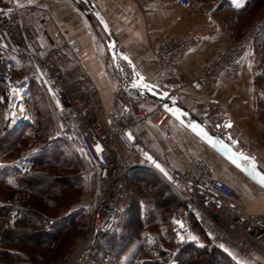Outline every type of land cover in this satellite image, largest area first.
<instances>
[{"label":"built area","instance_id":"built-area-1","mask_svg":"<svg viewBox=\"0 0 264 264\" xmlns=\"http://www.w3.org/2000/svg\"><path fill=\"white\" fill-rule=\"evenodd\" d=\"M131 1L139 8H145L149 2ZM177 3L183 7L191 5L190 0H177ZM32 9L21 5L19 0H10L7 7L0 10V108L4 130L14 134L22 127L33 126L28 102L30 81L34 79L44 89L57 113V136L78 143L96 180L95 193L88 206V230L62 264L94 263L99 242L110 236L117 226L124 209L127 180L136 170L156 174L178 200L179 215L172 214L169 220L176 243L183 245L192 241L189 236L197 234L209 248L223 252L239 264H264V214H247L236 208L232 185L214 177L208 164L201 159L189 161L184 170H168L172 183L178 186L153 170L135 151L126 132L131 131L133 123H152L166 130L173 118L158 104L152 107L140 105L132 121L113 127L120 120L116 115L106 125L105 117L96 111V91L88 79L66 74V69L73 63L67 43L61 41L59 45L35 49L24 40L23 19ZM43 19L40 15L39 20ZM259 30L260 23H254L238 39L215 40L211 54L189 85L195 89L214 87L224 79L238 91L241 61L250 52ZM216 31L215 23H210L196 26L185 35L170 36L152 49L153 59L163 73L176 76V66L189 50L214 36ZM42 32L43 27L40 28ZM21 107L25 109L23 116ZM129 116V110L124 107L122 117ZM164 140L169 152L182 153L168 132ZM96 145H100L99 153ZM25 154L14 166L17 171H22L21 160L26 159ZM156 160L161 163L159 157Z\"/></svg>","mask_w":264,"mask_h":264},{"label":"crops","instance_id":"crops-1","mask_svg":"<svg viewBox=\"0 0 264 264\" xmlns=\"http://www.w3.org/2000/svg\"><path fill=\"white\" fill-rule=\"evenodd\" d=\"M9 1L3 6L0 5V10L5 9ZM19 1L21 5L33 8L23 19V38L35 49H44L66 41L61 26L64 22L74 24L78 22V18L83 17L66 0ZM91 1L102 13L119 44L120 51L131 60L137 72L144 75L150 83L157 84L161 91H168L185 111L201 121L211 134L218 135L233 151L254 157L259 170L264 171V126L257 117L260 109L258 105L264 103L262 98L264 62L258 59L254 50L241 61L238 91H234L224 79L214 87L195 89L189 85V81L201 71L204 62L211 54L215 40H235L242 33V29H236L240 18L238 14L235 13L230 21L218 20L224 10V7L219 5L226 2L232 9L241 10L248 0H240L239 6L234 5L232 0H190L189 7L180 6L177 0H149L145 8H139L131 0ZM40 15L44 16L41 21ZM87 23L95 35L103 34L99 28L96 34L88 21ZM210 23L216 25L215 35L202 40L197 47L189 50L177 64L176 76L163 73L153 59L152 49L170 36L185 35L196 26ZM41 27H43L42 33H40ZM67 52L72 56L69 45ZM108 60L111 67L116 70L112 66L109 54ZM127 68V72L131 73L129 67ZM66 74L70 77L91 79L85 67L74 58L73 63L66 69ZM89 82L96 91V111L105 117L106 125H109L110 118L116 115L120 116V120L113 127L124 125L133 120L140 105L152 107L156 104L150 100L139 99L126 91L122 84L114 89H99L92 81ZM117 88L124 90L125 93L121 94L123 100L118 99ZM124 107L130 112L128 118L122 117ZM229 122L231 127H224ZM217 124L220 127H216ZM131 131L150 155L155 159L156 157L161 159L165 169L184 170L188 167L189 161L201 159L208 164L214 177L232 185L236 193L233 198L236 208L247 214H264V190L174 118L169 121L166 130L159 129L152 123H133ZM166 132L177 141L182 153L168 151L164 140ZM232 140L238 143L233 145ZM117 145L121 148L119 143ZM193 236L199 242H203L197 234Z\"/></svg>","mask_w":264,"mask_h":264},{"label":"trees","instance_id":"trees-1","mask_svg":"<svg viewBox=\"0 0 264 264\" xmlns=\"http://www.w3.org/2000/svg\"><path fill=\"white\" fill-rule=\"evenodd\" d=\"M255 1L248 0L241 10L232 9L226 2L219 6L221 7L222 4L228 6L230 9L229 12L227 11L228 17H232L231 14L234 13L242 16L246 9L254 5ZM224 12V10L221 12L222 15L225 14ZM253 43L255 54L259 60L264 62V23L260 24V30ZM39 88L37 82L31 79L30 90H39ZM49 102L51 104L50 100ZM51 107L57 115L52 104ZM34 114L39 119L33 131L26 127V130L8 134L4 130L3 122L0 125V264L41 262L42 258L38 255L47 254L44 253L46 251L30 258L20 251L22 249L27 252V249H24L25 243L28 242L32 246H43L44 250H52L59 242L60 235L73 220V217L68 220L67 216H64L65 201L69 200L71 194L63 192L68 189L75 190L73 182L80 176L75 174L78 170L77 160H80L77 157L79 145L73 141L77 149L69 148L67 140L61 137H59L61 139L54 137L47 142V138L52 134L49 131L50 121H47L49 124L47 126L46 119L42 118L37 108L34 109ZM262 115H264V108L259 109L257 114L258 120L264 126ZM30 137L40 139L44 145L30 153V171L21 174L14 170L13 164L19 158L20 152L25 149V142ZM35 177H41L39 182L46 186L59 184L61 187L48 190L50 193L47 197L44 192L33 190L32 187L38 182L34 181ZM130 188L144 189L145 196L149 197L152 205H146L138 209V212L134 211L136 214L134 217L126 216L122 226L123 231H121L123 233L119 236L115 237L114 230L110 236L99 242L93 264H104V260L108 261L105 264H167L166 260L169 257L176 264H239L217 249L198 246L199 243H196L198 239L180 245L172 258L173 236L169 228V215L171 210L179 207L178 200L167 184L150 171H134L126 183V189ZM20 190L34 194L37 199L30 200L27 207L21 204L15 208L17 218L10 228L8 220L10 211L13 210L10 199L14 191ZM119 223L118 221L117 226ZM132 227H135V233ZM130 231L132 235H129ZM16 233H20V236L12 237ZM165 245L169 247L172 245V247L166 249ZM112 253L113 256H111Z\"/></svg>","mask_w":264,"mask_h":264},{"label":"rangeland","instance_id":"rangeland-1","mask_svg":"<svg viewBox=\"0 0 264 264\" xmlns=\"http://www.w3.org/2000/svg\"><path fill=\"white\" fill-rule=\"evenodd\" d=\"M7 1L8 0H0V5L3 6ZM221 7H224L223 9L225 11L224 12L225 14L222 15L221 13L220 18L218 20L220 22L226 20L230 21L231 17H228L227 15V11L229 12L230 9H228V6H226V4L225 5L222 4ZM234 14L231 15L234 16ZM254 23H260V24L264 23V0H256L251 8H248L244 11L243 15L240 16L239 18V22L237 23L236 29L239 30L242 29V33H241L242 35L248 29V27ZM61 29L65 32L63 37L67 41V42L65 41L67 43V46L69 45V49L72 54V57L78 62H80V64H82L85 67L86 72L89 73L91 79H88V81H92L99 89L100 88L114 89L116 86L122 84V81L119 78L116 70H114L111 67L110 62L108 60V54L106 52L103 34H102L103 36L100 34L95 35L90 29L87 21L83 17H80V19L78 18V22L74 24H72V22H66V23L64 22V24L61 26ZM253 50H254V43L252 44V48L248 54L253 52ZM122 67L125 71L128 70L125 64H123ZM39 87H40L39 90L38 89L30 90L31 96L29 98L28 103H29V113L33 122V126L29 127V129L33 131V129L37 125L36 121L39 118L34 114V109L37 108L42 118L46 119V124L50 121L49 131L52 132V134L50 133L51 135L47 138V142H49L54 137L56 138L58 137V139H61L62 137L59 138V136H57L59 130V119L51 107V104L49 102L50 99L48 95L41 86ZM122 93H125L122 88L116 89V95L119 100H123V97H121ZM262 98L264 99V96ZM258 106L260 107V109H262L264 108V103L261 102L259 103ZM262 117H264V115H262ZM2 122H3V118L0 110V125ZM48 125L49 124H47V126ZM26 129H27L26 127H22L20 130H26ZM66 140L69 148L77 149L74 145L73 140H69V139ZM41 145L43 146L44 143L40 139L36 137L28 138V140H26L25 142V149L21 151L19 155L20 158L22 155L25 154V152H28V154H25L26 159L24 158L25 160H21L22 171L21 170L17 171L14 168L19 158L13 164L14 170L21 174L29 172L31 166L29 160L30 153L37 151ZM81 151H82L81 148L78 147L77 157L80 160H77L78 170L75 174H79L80 176L78 179H76L77 182L76 180H74L73 182V185H75V190L68 189L65 192H63L66 194H71L69 200L65 201L66 205L63 209L64 216H67L68 220L70 217H73V220L71 221L69 227L60 235L59 242L54 246L52 250H44L43 246H32L28 242L25 243L26 246L24 248L27 249V252H25V250L22 249L20 250L30 258H33V256H37L42 251H46L44 253L47 254L38 255L41 256L40 258H42L41 259L42 261L38 262L37 264H62L68 258L71 252H73L77 243L84 237V235L88 230V226H89L88 206L95 193L96 180H95V174L91 170L87 158L84 156V154H82L83 152ZM40 178L41 177L34 178V181L36 182L37 180L38 182L35 183L34 187H32L34 188L33 190L36 191L39 190L40 192H44L47 195L50 193L48 190L61 187L59 184H55L53 186L50 185L46 186L45 184L39 182ZM10 179L11 181L13 180L12 177ZM69 183H71V181ZM154 192L157 193V191ZM13 193L14 194L10 199L11 200L10 203L13 205V210L10 211L11 212L10 219L8 220V225L10 228H12L17 218V214H16L17 212L15 208L21 204L22 205L24 204L25 207H27L29 201L36 198L34 194L26 191L20 190L17 192L14 191ZM47 197H49V195H47ZM124 202H125L124 209L121 213V217L119 220L120 223L115 229V233H116L115 237L119 236L120 233H123L121 231H123L122 226L126 219V216L134 217V215H136L135 212L136 211L138 212V209H142L146 205H152V201L149 199V197L145 196L144 189L141 188H138L136 190H134V188L128 189ZM177 209L171 210L169 215V220L172 214L179 215V211H178L179 209L178 210ZM132 230L134 231V233L136 232L135 227ZM130 234L132 235L131 231L129 235ZM19 236L20 233H16L12 237H19ZM172 242H173L172 244L173 249L171 256L173 258L177 253V250L180 245L176 243L174 240ZM172 245L170 247L165 245L164 247L166 249H170ZM200 245H203L202 247L208 248V245L205 244L204 241L199 242L198 246ZM111 256H113V253L111 254ZM166 261L167 264H176V262L173 261L171 257H169V259H167ZM105 263H108V261L104 260V264Z\"/></svg>","mask_w":264,"mask_h":264},{"label":"water","instance_id":"water-1","mask_svg":"<svg viewBox=\"0 0 264 264\" xmlns=\"http://www.w3.org/2000/svg\"><path fill=\"white\" fill-rule=\"evenodd\" d=\"M66 1H68L89 22V24L91 25V27L93 28V30L96 34H98L97 28L101 29V31L103 32L105 47H106L107 52L109 54L112 66L116 69L118 75L120 76L123 88L126 91L134 94L136 97H138L141 100H150V101L161 106V101H160L159 96H154L151 93H149L147 91H143V90H141V91H143V94H141V91H138L137 88L133 86V80L138 79V77H135V78L133 77L132 67L129 65V63L126 60L122 59V57L125 55L120 51L119 44H118L114 34L110 30L109 26L107 25L103 15L100 12V10L98 9V7L91 0H66ZM122 63L128 65L129 69L131 70V73L129 76L130 79H128L126 73H124ZM158 90H160V89H158ZM165 100H167V98H165ZM177 104L181 109L184 110V108L180 105L178 100H177ZM186 119L187 120H195L196 122L203 125L212 137H214L217 141H220L223 143V145L225 146L226 149H230L231 152H235L230 147H228L220 139V137L218 135L211 134L209 129L201 121H199L195 117L191 116L190 114L188 115V117H186ZM129 134L132 136V139L130 141L133 143L134 149L140 155V157L144 161H146L153 170L157 171L167 182L172 183V180L170 178L168 170L165 169L163 167V165L160 162H158L152 155H150L143 148L142 144L135 138V136L132 134V132L128 130L126 132L127 137ZM212 148L215 149L219 154H221L222 156H224L226 158L225 152H224V150H222L220 148L219 144H217L216 147H212ZM235 153L238 154L237 158H236V164H238L239 167H237L236 164H234V165L238 169H240L243 174L247 175L254 183H256L259 187H261L259 185V183H257L256 180L253 179V176H250L248 174V172L246 171V169L248 168V165H249V161H246L242 158L244 156L242 153H238V152H235ZM145 154H147V155H145ZM147 157H151V160H149ZM227 160H229V159H227ZM244 161H246V162H244ZM157 164L160 166L159 168L156 167ZM161 169H163V171H161ZM172 184L174 186H178L177 183H172ZM262 189L264 190V188H262Z\"/></svg>","mask_w":264,"mask_h":264},{"label":"snow or ice","instance_id":"snow-or-ice-1","mask_svg":"<svg viewBox=\"0 0 264 264\" xmlns=\"http://www.w3.org/2000/svg\"><path fill=\"white\" fill-rule=\"evenodd\" d=\"M233 4L236 6H239L240 0H232ZM122 59L126 60L129 65L132 67V74L133 77H138V79L133 80V86L137 88L138 91H147L151 93L154 96H159L160 101H161V106L163 108L164 113L170 115L172 118H174L176 121H178L181 125H183L185 128L191 130L195 135L200 137L204 142L209 144L211 147H216L217 144L220 145V148L224 150L226 158L229 159L233 164H236V158L237 155L235 152H231L230 149H226L225 146L223 145L222 142L217 141L214 137L210 135V133L205 129L203 125L200 123L196 122L195 120H187L186 117H188L189 113L183 109H181L178 104L177 100L175 97L170 96L168 91H160L158 90V85L155 83H150L146 77L139 72H137L136 68L134 65H132L131 60L127 56H123ZM166 87V86H165ZM143 91H141V94H143ZM167 98V100H165ZM10 107H13V105L10 104ZM25 109L23 107L20 108V113L23 116ZM7 119V117H5ZM15 118L13 114V119ZM25 119L27 117H24ZM216 127H220L219 124L216 125ZM226 128L231 127V123H227L224 125ZM128 139L131 140L132 136L129 134ZM229 139H232L229 137ZM238 143L235 140H232V144L235 145ZM97 149V152L99 153L101 151L100 145L95 146ZM230 153V154H229ZM147 155V154H145ZM149 160H151V157H147ZM244 160L249 161L248 168L246 171L250 176H253V179L256 180L259 185L264 188V171H260L259 168L257 167V163L254 157H249V156H243L242 157ZM237 167H239L238 164H236ZM157 168L160 166L157 164ZM163 171V169H161ZM177 223H179L177 221ZM182 226V225H181ZM179 239L183 240V236H179ZM189 240H195L196 237L194 236H189ZM201 247L203 245H200ZM221 248L224 247V245H220ZM227 251V249H225Z\"/></svg>","mask_w":264,"mask_h":264},{"label":"flooded vegetation","instance_id":"flooded-vegetation-1","mask_svg":"<svg viewBox=\"0 0 264 264\" xmlns=\"http://www.w3.org/2000/svg\"><path fill=\"white\" fill-rule=\"evenodd\" d=\"M127 67H128V65H127ZM124 73H126V75H127L128 79H130V78H129V76H130V73H128V72H127V71H125V70H124Z\"/></svg>","mask_w":264,"mask_h":264}]
</instances>
